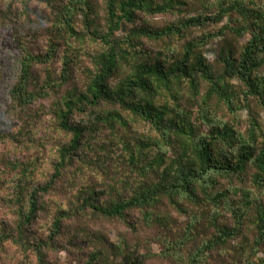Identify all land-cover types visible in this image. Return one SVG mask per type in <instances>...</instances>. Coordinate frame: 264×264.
I'll use <instances>...</instances> for the list:
<instances>
[{"label":"trees","instance_id":"trees-1","mask_svg":"<svg viewBox=\"0 0 264 264\" xmlns=\"http://www.w3.org/2000/svg\"><path fill=\"white\" fill-rule=\"evenodd\" d=\"M191 1H198L206 12L182 16L161 27L151 26L139 18V14L173 16V11H181ZM104 4L106 32H101L95 21L90 22L93 28L90 33L102 41L103 47L91 57L92 68L83 88L66 91L51 108L55 126L71 133V138L68 144L58 147L54 172L47 181L28 185V189L18 178L15 202L20 206L16 234L1 229L0 241L11 240L24 248H34L39 262L43 263L40 246L25 237L24 225L34 221L38 209L43 207L40 193L53 189L55 179L81 147L97 154L89 141L82 139L91 136L99 124H106L112 128L118 126L113 131L119 141L104 154H97L102 156L96 160L97 169L106 180L98 190L95 183L79 188L81 194L76 200L82 209L89 208L108 219L124 221L130 211L140 212L147 226L164 228L165 232L158 238L164 247V256L183 258L184 264H205L213 245L236 236L250 213L256 230L255 243L261 244L264 241V131L250 117L249 126L241 132L233 122L217 116L209 102L215 97L235 115L241 95L248 110V97H252L264 111V74H261L264 0H215L213 3L209 0H104ZM93 7L91 0H66L59 7L58 34L63 36L66 45V37L78 34L73 25L75 15L80 12L91 20ZM225 17L229 19L227 23L185 41L178 51L166 42L157 49H147L142 40L162 42L181 37L186 30L217 25ZM124 23L132 27L117 38L114 34ZM219 36L224 42L216 55L221 70H215L204 55V47ZM244 36L248 37L240 43ZM13 40L14 45H20L19 73L10 90L16 106L24 107L36 97L48 96L58 85L61 88L71 80L72 59L65 55L61 81L49 74L44 85L29 89L34 79L32 67L48 63L54 57L55 42L51 41L46 53L37 54L23 47L17 36ZM234 79L239 82V89L231 83ZM202 84H205L203 93ZM160 97L164 100L160 101ZM103 105L113 107L102 109ZM88 108L96 110L95 122L86 126L69 121L75 110L83 112ZM250 116H256L252 110ZM128 117L149 125L153 133L142 137L128 134ZM249 169L254 171L248 174ZM229 176L240 186L216 189L217 178ZM23 177L26 176L23 174ZM230 194L238 196L237 202L228 199ZM204 202L209 205V222L215 235L189 249L187 244L196 238L197 215L178 230L168 224L173 218L162 214L160 207L167 204L186 213L189 210L186 203L197 206ZM221 206L232 215V227L217 223L220 215L217 209ZM61 212L64 211L53 220L55 237L60 234L61 219L65 216ZM127 243L120 239L107 248L102 245L94 248L89 254L90 264H144Z\"/></svg>","mask_w":264,"mask_h":264},{"label":"rangeland","instance_id":"rangeland-1","mask_svg":"<svg viewBox=\"0 0 264 264\" xmlns=\"http://www.w3.org/2000/svg\"><path fill=\"white\" fill-rule=\"evenodd\" d=\"M93 11L91 20L82 14L74 17V28L78 33L72 38H65L68 45L64 43L63 36L59 35V7L66 0H0V231L1 229L12 230L16 234L18 223V203L15 196L19 188L18 178L21 184L28 185L47 181L54 172V162L57 158V149L62 144H68L71 133L59 130L53 122L52 105L66 91L83 88L87 80L89 70L92 68L91 57L102 49V41L96 40L90 33L93 29L90 22L95 21L101 32H106L104 11V0H91ZM157 1V0H156ZM213 3L215 0H209ZM181 11H173L172 16L166 14H139V18L146 20L154 27L166 25L169 21L182 16L193 15L198 12H206L198 1L189 2L183 6ZM210 12V11H209ZM225 17L217 25H210L204 29L186 30L181 37H173L164 41H146L142 39L147 49H157L159 44L166 42L176 51L181 49L183 43L193 37L200 35L203 31L218 29L228 22ZM137 24L139 21L137 20ZM132 25L124 23L122 28L115 32L117 38H121ZM17 36L23 47L34 53L44 54L48 51L53 40L55 52L54 57L48 63H38L32 67L33 82L29 89L44 85L46 75L52 74V78L61 81L60 73L63 65V57H71L70 81L65 82L61 88L59 85L53 92L45 97H36L35 100L24 107L16 106L10 95V90L17 80L19 73L20 45H14L13 36ZM248 36H244L241 42H245ZM222 36L214 38L204 47V55L213 64L215 70H221L217 61V52L224 43ZM209 56L212 58L209 59ZM123 71L126 72V65ZM264 74V69L261 71ZM231 83L239 89V82L231 80ZM205 84L201 85V93L204 92ZM237 97V96H236ZM163 101V97L159 98ZM239 108L233 115L226 106L218 102L215 97L209 102L211 109L216 115L226 121H231L236 128L244 132L249 126L250 117L255 118L262 131H264V111L256 105L252 97H248V106L240 95ZM112 108L110 105H103ZM250 110L256 116H250ZM96 111V110H95ZM91 108L83 112L75 110L69 121L73 124L89 126L91 121L95 122L94 112ZM124 116L126 115L123 112ZM129 118L130 135L145 136L152 132L149 125L137 119ZM114 128H118L117 125ZM114 128L109 125L99 124L91 136H86L90 146H93L97 154H104L113 144L117 143L118 137L114 135ZM88 133V132H87ZM86 133V135H87ZM124 135V134H123ZM83 149V150H82ZM116 150L119 154L120 150ZM88 148L81 147L73 156L70 165L62 170L52 190L40 193L43 207L39 208L34 221L24 225V232L29 241L40 246L43 263L38 260L37 252L32 247L24 248L11 240L0 241V264H90L89 254L94 248L101 246L107 248L110 243H116L120 239L126 240L135 255L140 256L144 264H184V259L175 260L165 257L164 249L158 241L160 235L165 232L162 226H147L142 221L140 212L133 210L129 212L126 221L119 219H108L94 213L91 209H82L76 200L81 194L79 188L95 183L98 187L106 180L101 170L97 169L96 160L98 156ZM112 169L111 165L108 167ZM254 169H249L250 174ZM23 174L26 177H23ZM249 186V182H245ZM94 185V184H93ZM240 186L234 177H218L216 189ZM24 186V188H25ZM253 191V187H250ZM230 201L237 202L238 196L229 195ZM188 212L180 213L167 204L160 207L162 214H168L172 221L168 224L181 230L190 220L197 215V230L194 242L187 244L190 249L194 244L212 239L215 230L210 226L209 205L207 203L191 205L185 204ZM219 216L217 223L232 227L234 219L226 209L221 206L217 209ZM64 211L61 219L60 234L55 237L53 232V220ZM243 221L239 233L228 238L223 243L213 245L208 252L205 264H263L264 263V241L255 243L256 230L253 224V213H250ZM15 228V229H14ZM177 233V232H176ZM46 241V242H45ZM37 245V246H38Z\"/></svg>","mask_w":264,"mask_h":264},{"label":"clouds","instance_id":"clouds-1","mask_svg":"<svg viewBox=\"0 0 264 264\" xmlns=\"http://www.w3.org/2000/svg\"><path fill=\"white\" fill-rule=\"evenodd\" d=\"M212 57L211 56H209V59H211Z\"/></svg>","mask_w":264,"mask_h":264}]
</instances>
